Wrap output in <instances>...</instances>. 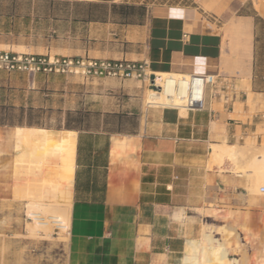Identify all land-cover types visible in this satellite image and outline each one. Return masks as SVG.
Masks as SVG:
<instances>
[{"label":"crops","instance_id":"1","mask_svg":"<svg viewBox=\"0 0 264 264\" xmlns=\"http://www.w3.org/2000/svg\"><path fill=\"white\" fill-rule=\"evenodd\" d=\"M61 1L118 7L124 0ZM247 1L250 11L228 27L193 5L196 0L150 7L137 21L113 17L111 8L105 19L50 18L53 32L79 30L76 45L62 37L66 54L148 60L154 72L211 78L203 110L183 114L176 106L144 105L138 100L143 81L124 79L115 92L130 102L111 111L116 122L101 117L65 127L77 132L67 264H240L207 233L199 209L244 193L246 174L227 158L214 157L218 162L209 167L210 155L215 145L236 144L264 120V110L252 112L247 103L249 94L264 99V0ZM0 45L18 48L4 39ZM1 125L0 198L14 152ZM258 175L255 170L250 181L255 192ZM263 208L255 205L250 217L257 220Z\"/></svg>","mask_w":264,"mask_h":264},{"label":"rangeland","instance_id":"2","mask_svg":"<svg viewBox=\"0 0 264 264\" xmlns=\"http://www.w3.org/2000/svg\"><path fill=\"white\" fill-rule=\"evenodd\" d=\"M192 1L124 0L118 7H109L76 6L61 0H0V39L18 43V48L0 45V50L81 56L66 54L60 49L63 46L62 37H65L68 46L76 45L79 30H72L71 27L64 33L60 30L53 32L50 18L84 16L105 19L109 17L111 8L113 17L122 21H137L143 19L150 7L164 3L191 4ZM243 2L246 6H242ZM193 5L214 13L226 27L234 22L238 14L250 11V3L246 0H196ZM118 81L120 79H86L78 75L33 76L24 72L0 71V124L13 127L18 122L32 119L39 122V126L57 129L88 125L90 121H98L101 117L105 121L116 122L117 119L112 116L116 114L111 111L122 110V106L130 102L128 96L115 92L116 87H119ZM151 88L154 87L143 81V93L138 100L144 105L150 104L147 94ZM250 97L249 94L247 103L252 112L257 107L264 110V99L259 95H252V99ZM236 144L244 148L245 153L238 161H229L235 165L236 171L246 174V190L233 197L224 196L221 205L213 203L209 209L199 211L207 233L216 244L226 247L230 259H238L240 264H264V208L257 220L250 217L255 205H264V194L259 189L255 192L250 188V181L255 176L250 164L262 156L258 147H264V120L256 131L250 132ZM27 156L22 154L18 158V150L8 154L7 188L0 198V264H67L70 224L61 228L51 222L47 230L31 229L36 223L33 210L40 211L41 215L49 219V215L54 213L53 205L57 202L63 211L65 203L61 198L54 199L48 187L45 189L49 193L42 190L45 184L40 182L41 174L32 168L33 158ZM215 162L218 161L214 159L212 151L209 167ZM257 185L258 188L263 186L264 179H259ZM31 200L37 203L34 209L30 208Z\"/></svg>","mask_w":264,"mask_h":264},{"label":"bare ground","instance_id":"3","mask_svg":"<svg viewBox=\"0 0 264 264\" xmlns=\"http://www.w3.org/2000/svg\"><path fill=\"white\" fill-rule=\"evenodd\" d=\"M150 78L151 84H155L158 89H149L147 102L157 106H176L181 109L183 114L186 113V104L191 100L192 95H196L204 87L202 86V81L190 73L152 71ZM5 140L9 151L15 152L18 150V158L22 154H27L30 158H33V161L30 159L32 168L38 174H41L40 182L45 184L42 190H46L49 193L48 189H45V187H48L53 193L52 197L55 196L54 199L61 198L65 203L63 211L60 210V205L57 202L56 204L54 203L55 205L52 208L54 213L49 215L50 220L41 215L40 211L33 210L32 212L35 214L33 217H35L36 223L31 229L42 228L47 230L50 228L51 222L56 223L61 228L69 226L76 168L77 132L67 128L56 130L40 126H15L7 127ZM258 148L261 149L259 151L263 155V161L259 165V162L256 161H253V163L258 165L254 166L257 173L261 174L258 176L264 179V147ZM213 150L214 157L221 160L227 158L238 161L240 156L245 153L244 148L236 144L215 145ZM0 153H2V150ZM258 189L256 187L257 192ZM259 191L261 192V187ZM42 192L46 193L45 191ZM52 197L49 196L48 198L51 199ZM29 205L33 209L37 207V203L32 202V200ZM47 208L49 207L47 206Z\"/></svg>","mask_w":264,"mask_h":264},{"label":"built area","instance_id":"4","mask_svg":"<svg viewBox=\"0 0 264 264\" xmlns=\"http://www.w3.org/2000/svg\"><path fill=\"white\" fill-rule=\"evenodd\" d=\"M0 71L24 72L28 75H78L86 79H137L151 84L148 60L126 58H101L92 56H68L51 54H27L0 50ZM202 81V90L186 104L187 109L203 110L206 106V89L210 82L206 74H192ZM264 194V185L261 186Z\"/></svg>","mask_w":264,"mask_h":264},{"label":"trees","instance_id":"5","mask_svg":"<svg viewBox=\"0 0 264 264\" xmlns=\"http://www.w3.org/2000/svg\"><path fill=\"white\" fill-rule=\"evenodd\" d=\"M5 123V122H2ZM18 125H29V126H33V125H40L39 122L37 121H33L32 119H27L26 121L23 122H18Z\"/></svg>","mask_w":264,"mask_h":264}]
</instances>
